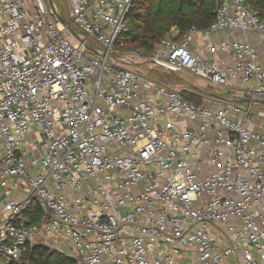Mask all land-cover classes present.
Masks as SVG:
<instances>
[{
	"label": "built area",
	"instance_id": "2783aa9c",
	"mask_svg": "<svg viewBox=\"0 0 264 264\" xmlns=\"http://www.w3.org/2000/svg\"><path fill=\"white\" fill-rule=\"evenodd\" d=\"M133 1L68 0V17L0 0V264L37 241L75 264H264V66L248 39L264 21L223 0L209 28L173 27L145 55L118 42ZM199 31L233 37L205 56ZM160 74L239 85L248 107L197 104Z\"/></svg>",
	"mask_w": 264,
	"mask_h": 264
},
{
	"label": "trees",
	"instance_id": "16d2710c",
	"mask_svg": "<svg viewBox=\"0 0 264 264\" xmlns=\"http://www.w3.org/2000/svg\"><path fill=\"white\" fill-rule=\"evenodd\" d=\"M223 0H134L126 18L127 29L119 36V41L128 49H140L145 55H150L155 46L165 37L167 33L176 27L180 36L195 26L198 30L209 28L216 18L217 6ZM252 9L264 21V0H247ZM156 73H160L154 71ZM153 73V72H152ZM190 76V75H189ZM187 76V77H189ZM177 78V81L174 80ZM186 78L174 75L164 76L160 74V80H167L172 84L185 99L197 104L204 102V94L193 84L181 86L180 83H188ZM195 77V76H190ZM199 78V77H197ZM203 80V79H202ZM209 85L219 88L204 80ZM189 87L199 93L190 92ZM210 95V94H209ZM34 207L38 203L33 202ZM33 207V209H34ZM36 210V211H35ZM30 215V223L40 220V208L35 209ZM23 264H75L74 259L59 251H50L42 244L29 245L24 255Z\"/></svg>",
	"mask_w": 264,
	"mask_h": 264
},
{
	"label": "crops",
	"instance_id": "0c3cea01",
	"mask_svg": "<svg viewBox=\"0 0 264 264\" xmlns=\"http://www.w3.org/2000/svg\"><path fill=\"white\" fill-rule=\"evenodd\" d=\"M233 37V35L226 34V33H213L212 35H204L201 31L195 33L192 38V47L193 49L201 52L203 55L208 56L207 52V45L212 43V42H221V41H226L229 40ZM248 39L251 41V43L255 46L258 55H259V61L260 63L264 66V39L256 34H249ZM218 58H221L225 60L227 63L232 64L234 63V57L231 53L229 52H220L218 54ZM241 88L239 85L232 84L229 87L226 88H220L219 94L217 93H211L209 98L215 97V98H232L235 99V101L242 107V108H247V102L245 98H242L240 94ZM205 98V97H204ZM263 105L264 102L257 104V106ZM254 108V106L252 107ZM258 111V110H257ZM251 127L255 131H259L261 133H264V119H261L260 117L256 116L252 120ZM1 199V197H0Z\"/></svg>",
	"mask_w": 264,
	"mask_h": 264
},
{
	"label": "rangeland",
	"instance_id": "374dc122",
	"mask_svg": "<svg viewBox=\"0 0 264 264\" xmlns=\"http://www.w3.org/2000/svg\"><path fill=\"white\" fill-rule=\"evenodd\" d=\"M56 1L59 3V6L61 7V9L64 12V14L66 16H68V17H71V10H70V6H69L68 0H56ZM133 70L138 71L140 73H142V72H144L145 74L148 73V75L151 74L150 73L151 70H148L147 67L135 66V67H133ZM187 76H189V75H185L184 78H186ZM174 80L177 81V78L174 77ZM187 81H188V83H186V84H184V82L180 83L181 86L189 85L191 83L194 86H196L199 90L204 91L206 93H209V94H211V93H214V94L215 93H217V94L221 93L220 92L221 90L219 88H216V87H213V86L209 85L207 82H205L204 80H202L200 78H197L196 76L195 77H190V76L187 77ZM188 89H189L190 92L199 93L197 90H193L192 87L188 86ZM209 94H204V97L209 98V96H208ZM260 109L264 110V106L263 105H259V106L255 105L254 108H252V113L255 115L257 110H260ZM37 208L38 209L40 208L39 205L35 206L34 210L37 209ZM37 242H39V243H36V242L35 243L36 244H41L42 243L41 241H37ZM35 243H33L32 245H35Z\"/></svg>",
	"mask_w": 264,
	"mask_h": 264
}]
</instances>
